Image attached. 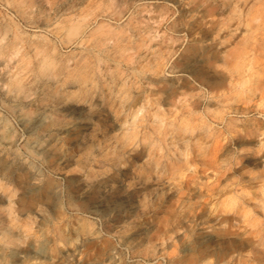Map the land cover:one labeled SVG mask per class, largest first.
I'll return each mask as SVG.
<instances>
[{
  "label": "rangeland",
  "instance_id": "374dc122",
  "mask_svg": "<svg viewBox=\"0 0 264 264\" xmlns=\"http://www.w3.org/2000/svg\"><path fill=\"white\" fill-rule=\"evenodd\" d=\"M260 41V0H0V264H264Z\"/></svg>",
  "mask_w": 264,
  "mask_h": 264
},
{
  "label": "bare ground",
  "instance_id": "6f19581e",
  "mask_svg": "<svg viewBox=\"0 0 264 264\" xmlns=\"http://www.w3.org/2000/svg\"><path fill=\"white\" fill-rule=\"evenodd\" d=\"M262 5L264 6V0L262 2V0H260ZM260 4V3H259ZM258 7V6H257ZM12 10V9H11ZM256 13V12H255ZM255 19V17H254ZM83 33V32H82ZM85 49V48H84ZM257 50H258V56L261 57L263 59V61H261L259 63V66H261V71L264 69V42L263 41H260L257 43ZM111 52V51H110ZM117 55V54H116ZM230 57H226V60H225V65L227 67H233V65L237 62V59H238V55L237 54H229ZM34 62V61H33ZM39 63V62H38ZM37 63V64H38ZM83 64L81 63H77V66L76 68L74 69V71L72 72V77H73V83L76 84L78 86V89L79 90H86V89H89V88H93V90L96 88L97 84L96 82L94 83L93 78L91 76H89L86 72H85V68L87 66L86 64V61L85 62H82ZM59 66V65H58ZM43 69H47L48 68V64L47 63H43L42 66H41ZM251 68V67H250ZM249 68V70H250ZM115 70V69H114ZM258 70V69H257ZM59 71V69H58ZM89 71V70H88ZM251 73V71H250ZM264 73V72H263ZM56 74V73H55ZM203 74V73H202ZM207 74V73H206ZM206 74H203L201 75V79H202V82L204 83H208V85H211L212 87L218 85L221 81V78H215V77H211L212 75H206ZM219 74V73H218ZM251 74H254L251 73ZM224 75V74H223ZM217 76V74H216ZM199 77V75H198ZM263 77V76H262ZM259 78L258 82H257V89H261V90H264L262 88V85L259 84V82H261V78ZM223 78V77H222ZM70 79V78H69ZM225 79V78H224ZM200 80V79H199ZM223 80V79H222ZM199 82V81H198ZM201 82V81H200ZM202 83V84H204ZM222 84V83H221ZM220 84V85H221ZM223 84H225V81L223 80ZM207 85V84H206ZM205 85V86H206ZM226 85V84H225ZM224 85V86H225ZM207 87V86H206ZM222 86H220L221 88ZM62 97V96H61ZM223 99V98H222ZM220 99V101L222 102L223 100ZM79 108L77 106H72V107H68L67 108V111H69L70 113H73V112H76L78 111ZM188 110V109H187ZM88 123H91L90 121H86V123L84 124H79V125H75V126H67L66 129L68 132H70L71 130V133H72V137H73V141L75 144H78V145H81V153H83L84 155H87L89 154L90 152H92V149H91V143L94 141L93 139V125H90ZM73 129V131H72ZM132 129V128H131ZM131 135H132V132H125V135L123 136L122 138V144L123 143H126L130 138H131ZM105 138H107L106 135H104ZM122 146V145H121ZM161 146V145H160ZM114 151H116V149L112 148ZM83 157V156H82ZM159 157V156H158ZM165 158V157H164ZM70 160L69 158H64V157H59L58 159V162L60 164H64L66 165L65 163H68ZM154 164V163H153ZM10 165L6 164L5 160L3 158H0V168L1 169H4L6 172L8 171L7 167H9ZM8 175L10 176H13L14 175V171H11L8 173ZM114 178V176H112L111 178H108L106 180H104L105 183L107 182H111L112 179ZM24 181V180H22ZM25 183V186H29V192L30 195L34 192L35 194V188H37V186H33L31 185V183L27 180V181H24ZM68 183H69V190H70V194H72V192H76V190L78 189L77 186H76V180H75V177L74 176H68ZM0 189L2 190H6L7 188L4 187L1 183H0ZM39 189L38 190V193L40 195H43L45 197V199L47 200H50V201H53L54 198H56V194H57V191H56V188L52 185H47L46 187L44 188H37ZM112 190V193L111 195L108 197V196H104L106 197L107 200H109L110 198L113 197L114 195V190H113V186L111 188ZM36 193V194H38ZM23 197H25V195H23ZM100 198H102L101 194L99 193L98 189L95 188V190H93L92 192L88 193V195L86 196V205L88 207H91L93 206L94 202L100 200ZM23 202H27V200L23 201ZM116 205V204H115ZM108 210V207H105L104 208V211H107ZM1 217H0V222H1ZM24 232L25 234L28 233L29 229H28V226L27 224H25V227H24ZM31 244V243H30ZM26 252L24 253L26 256H27V251H29V249H26L25 250Z\"/></svg>",
  "mask_w": 264,
  "mask_h": 264
}]
</instances>
